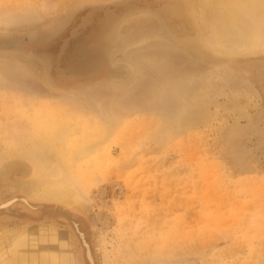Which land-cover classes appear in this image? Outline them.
<instances>
[{"label": "rangeland", "instance_id": "374dc122", "mask_svg": "<svg viewBox=\"0 0 264 264\" xmlns=\"http://www.w3.org/2000/svg\"><path fill=\"white\" fill-rule=\"evenodd\" d=\"M185 2L0 0V204L29 205L0 209V231L50 226L70 264L82 242L94 264H264V49L206 47ZM45 127L94 146L82 210L29 195L20 166L55 158Z\"/></svg>", "mask_w": 264, "mask_h": 264}, {"label": "bare ground", "instance_id": "6f19581e", "mask_svg": "<svg viewBox=\"0 0 264 264\" xmlns=\"http://www.w3.org/2000/svg\"><path fill=\"white\" fill-rule=\"evenodd\" d=\"M185 8L193 18L196 12L198 13L194 18L196 24L200 25V22L208 24L209 34L207 37L200 36L206 47H212L220 53L233 56H243L264 49V0H186ZM207 11L212 13L208 20L205 15ZM73 51L77 56L74 48ZM87 51L89 56L95 58L94 50ZM74 68L80 71L82 69L79 66ZM97 105L99 106L98 103ZM100 107L101 105L98 109H101ZM101 111L98 115L100 130L96 131L101 132L104 125L109 132L112 119L106 111L103 113ZM46 129L48 130L42 132L37 130L32 137L44 136L43 144L39 145L46 151H53L54 154L51 153V156L55 155V158L50 164L39 163L38 166L35 164L30 169L26 164L21 165L19 172L27 176L25 180L28 179L25 186L29 195L35 200L61 203L66 207L82 210L86 204V197L82 194L83 188L77 180L79 179L77 178L78 167L82 160L91 154L94 146L93 144L82 145L79 141L74 143L76 146L70 150L66 146L69 129ZM106 130V137H108L109 133ZM70 187L75 188L72 196L68 195ZM12 201L0 204V208L6 209ZM20 201L28 204L25 198ZM68 247L62 233L43 224L24 227L19 231H12L11 234L0 231V264H70L73 257L69 256Z\"/></svg>", "mask_w": 264, "mask_h": 264}, {"label": "flooded vegetation", "instance_id": "af4514ba", "mask_svg": "<svg viewBox=\"0 0 264 264\" xmlns=\"http://www.w3.org/2000/svg\"><path fill=\"white\" fill-rule=\"evenodd\" d=\"M67 216V215H66ZM67 218H68V220H69V222H70V224H71V226H72V229H73V231H74V233L76 234V236H78V238L81 240V235H82V238H83V240H84V237H83V234L80 232V230H79V227H78V224H77V222H76V218L74 217V216H70V215H68L67 216ZM78 229V233L76 232V230ZM81 242H82V240H81ZM85 242V241H84ZM85 244H86V242H85ZM82 245H83V242H82ZM87 245V244H86ZM88 246V245H87ZM84 247V246H83ZM85 249V248H84ZM85 252H86V250H85ZM85 258H86V253H85ZM87 260V259H86ZM88 262V261H87ZM88 264H89V262H88ZM93 264H94V262H93Z\"/></svg>", "mask_w": 264, "mask_h": 264}, {"label": "water", "instance_id": "95a60500", "mask_svg": "<svg viewBox=\"0 0 264 264\" xmlns=\"http://www.w3.org/2000/svg\"><path fill=\"white\" fill-rule=\"evenodd\" d=\"M9 42V41H8ZM8 45V44H7ZM9 46H11V44L10 45H8V46H5L6 48H9ZM16 200H18L19 202H21V203H23V204H25L23 201H20V199H13V201H12V203L13 202H15ZM25 205H27V206H29L28 204H25ZM30 208H32V207H30ZM1 209V208H0ZM83 246H84V248H85V250H86V259H87V261L89 262V264H91L90 263V260L88 259V255H87V253H88V251H89V255H90V258H91V260H92V256H91V253H90V250H89V247L85 244V243H83ZM88 248V249H87ZM92 263H93V260L91 261Z\"/></svg>", "mask_w": 264, "mask_h": 264}]
</instances>
